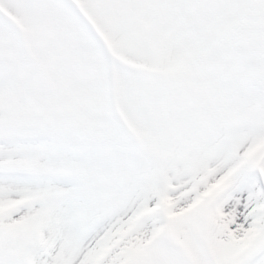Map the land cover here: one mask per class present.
I'll list each match as a JSON object with an SVG mask.
<instances>
[{
  "label": "snow or ice",
  "instance_id": "obj_1",
  "mask_svg": "<svg viewBox=\"0 0 264 264\" xmlns=\"http://www.w3.org/2000/svg\"><path fill=\"white\" fill-rule=\"evenodd\" d=\"M0 264H264V0H0Z\"/></svg>",
  "mask_w": 264,
  "mask_h": 264
}]
</instances>
